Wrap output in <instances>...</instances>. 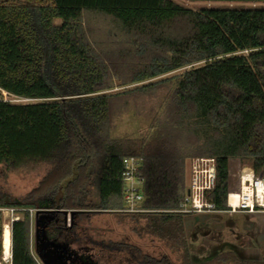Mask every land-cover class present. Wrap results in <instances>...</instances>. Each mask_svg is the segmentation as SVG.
Instances as JSON below:
<instances>
[{"label": "trees", "instance_id": "1", "mask_svg": "<svg viewBox=\"0 0 264 264\" xmlns=\"http://www.w3.org/2000/svg\"><path fill=\"white\" fill-rule=\"evenodd\" d=\"M88 15L116 26L112 43L92 37ZM116 76L122 90H115ZM0 90L2 98L28 99L0 100V164L6 172L47 167L22 199L0 195V204L77 210L69 226L63 212H41L51 218L46 233L56 243L92 245L79 220L123 207V159L137 155L144 158L143 206L150 210L138 213L145 219L142 229L177 250L181 264H198L190 257L184 216L173 212L187 192V159H216L210 198L218 210L227 209L231 159L264 175L261 8L194 10L173 0H0ZM157 97L146 135L113 136L115 117L130 100ZM30 233L25 211L12 227L14 264H35ZM1 234L0 228V245ZM86 247L84 260L93 251ZM114 248L100 249L111 254ZM254 262L226 252L202 264Z\"/></svg>", "mask_w": 264, "mask_h": 264}, {"label": "rangeland", "instance_id": "2", "mask_svg": "<svg viewBox=\"0 0 264 264\" xmlns=\"http://www.w3.org/2000/svg\"><path fill=\"white\" fill-rule=\"evenodd\" d=\"M174 2L191 8L194 10H199L202 8L208 7H235L239 9H249V8H261L264 9V1H204V0H173ZM61 19H55V23H61ZM86 22L91 28L92 37L98 42H103V44L109 45L112 43L113 36L111 35L116 31V26L106 18L97 17L88 15ZM111 32V34H110ZM183 70L172 72L166 76H172L179 74ZM163 76V77H166ZM122 83V78L116 76L115 78V88L116 91L122 90L123 87H120ZM166 91L160 92V97L165 98ZM159 97L157 98H144L139 99L134 102L130 100L129 107L127 109L123 108L120 112L117 113L115 117V131L113 136L118 139L122 138H133L140 134L146 135L148 133L147 129L150 123V109L155 106ZM136 110L140 114H136ZM144 132V133H143ZM196 157V155L191 156L186 161V173H187V186L190 181V160L191 158ZM238 158L233 159L231 162V169L234 171L238 168ZM242 163V162H241ZM47 167L44 165L37 166L35 168H26L21 170H16L13 172H6L2 164H0V195L9 196L12 199H22L28 192L38 186L41 179L46 173ZM231 184L233 192L237 189V177L235 174L231 175ZM234 198V195H232ZM253 219L260 220L264 222V214L257 213L251 215ZM138 218V220L136 219ZM67 225H71L74 222V215L71 216L70 212L66 217ZM145 219H142V216L139 214H129L121 212L119 209H115L111 212H95L92 213L88 219L79 220L80 226L83 228L80 232L87 234L91 237L92 245H88L84 242L74 243V247L87 248L86 246L92 247L93 251H96L101 254L102 260L105 261V264H115L114 254L117 250H121L122 244L128 249L138 248L143 250V254L150 253L155 254L159 250L168 254L176 264H181L182 258L181 254L171 247L164 239L158 235L145 232L142 227L144 226ZM197 232V231H195ZM195 234H193L194 236ZM201 236V234L199 233ZM200 236H197L198 240L192 238L191 240L187 239V242L190 246V256L195 263L202 264V262H207L212 259L215 252L224 250L229 246H218L215 232H209V234L203 238L199 239ZM196 237V236H195ZM114 244L115 248L110 253H104L101 250V246ZM205 246V251L203 254L199 252L200 245ZM121 245V246H120ZM243 250L238 248L240 255H236L239 259H244L247 261L256 260V253L253 249L254 246L248 242L243 246ZM81 253L88 254L84 249L80 250ZM91 252V251H90ZM127 252L123 251L122 254ZM257 262V261H256ZM254 262V263H256ZM117 263V262H116ZM119 264V263H117ZM256 264H264V261L257 262Z\"/></svg>", "mask_w": 264, "mask_h": 264}, {"label": "built area", "instance_id": "3", "mask_svg": "<svg viewBox=\"0 0 264 264\" xmlns=\"http://www.w3.org/2000/svg\"><path fill=\"white\" fill-rule=\"evenodd\" d=\"M1 92V90H0ZM0 100L21 102L28 99H20L7 95ZM235 159V158H233ZM229 165V193L228 205L226 210L216 209L215 203L210 198L211 192L216 187L217 163L214 157L196 156L190 160V181L186 195L178 209L173 212L189 215H209L215 213H249L264 214V175L256 174L255 170L238 161V168L234 171ZM144 158L142 156L130 155L123 159L122 171V197L123 207L121 212L129 214H138L150 210L144 208L143 202L146 199L145 194V175L143 172ZM237 177V189L231 190V175ZM234 195V198H232ZM50 209L44 208H22L15 206H5L0 204V228L1 245H0V264H14L13 244H12V227L14 222L23 219V213L29 212L31 218L30 248L35 264H45L37 254L35 249V218L38 212L46 213ZM6 228L8 229V239H6Z\"/></svg>", "mask_w": 264, "mask_h": 264}, {"label": "flooded vegetation", "instance_id": "4", "mask_svg": "<svg viewBox=\"0 0 264 264\" xmlns=\"http://www.w3.org/2000/svg\"><path fill=\"white\" fill-rule=\"evenodd\" d=\"M202 216L204 215H189V216H184V220H187L188 222V228H185L186 230V237L188 240H191L192 238H195L198 240L197 236L199 239L205 238L209 232L208 231H213V230H218L220 228L222 229H227L228 232L226 234V237L230 239H235V237L238 236V234H245L247 236L248 240H250V245L252 244L255 246L260 254H262V257L264 258V228L262 226H258L254 221L251 220H246V219H240L239 217H230V218H225L224 221L221 223L215 222L219 218L223 219V216H215L214 214H209L210 218L206 219L205 221L202 220ZM217 217V218H216ZM237 230V232H236ZM197 231V232H195ZM193 234H195L193 236ZM196 236V237H195ZM248 240L245 239H238L243 245L246 244ZM67 247V252L64 253L65 258L67 259V262L69 264H105V261H103L101 258V254L96 251H91V256L88 257V260H84L83 256L86 254L81 253L80 250L85 248L82 247H74L71 245H65ZM189 252L190 251V246L188 244ZM87 250V248H86ZM205 246L202 244L199 246V253L203 254V252H208L205 251ZM90 251V250H88ZM132 251H135V255L132 253H126L125 255L122 254L123 250H117L114 254V259H115V264H176L175 261L171 259V257L166 254L165 252L159 250L158 252H155V254H150V253H145L143 254V250L138 249V248H132ZM226 252H233L229 247L224 248V250H220L218 252H215L213 255L212 259L220 255L221 253H226ZM191 257V256H190ZM90 259V260H89ZM192 259V258H191ZM210 259L209 261H211ZM207 261V262H209ZM264 261V259H263ZM117 262V263H116ZM261 262V261H257ZM206 263V262H202ZM114 264V263H113ZM230 264V263H227Z\"/></svg>", "mask_w": 264, "mask_h": 264}, {"label": "water", "instance_id": "5", "mask_svg": "<svg viewBox=\"0 0 264 264\" xmlns=\"http://www.w3.org/2000/svg\"><path fill=\"white\" fill-rule=\"evenodd\" d=\"M189 193V190H187ZM54 212H63L66 217L70 212V215L73 216L77 213V210H59L53 209L46 211V213H54ZM210 218L209 215L202 216V220ZM51 218L48 215H44L41 212L36 214L35 218V249L40 258L44 261L45 264H69L67 259L64 256V253L67 252V247L62 245L61 243H56L51 241L47 236L46 227ZM185 228H188L187 220H184Z\"/></svg>", "mask_w": 264, "mask_h": 264}, {"label": "crops", "instance_id": "6", "mask_svg": "<svg viewBox=\"0 0 264 264\" xmlns=\"http://www.w3.org/2000/svg\"><path fill=\"white\" fill-rule=\"evenodd\" d=\"M231 190H233V188H231ZM215 216H223V219H218L217 221V224L218 223H221L222 221H224L225 218H230V217H239L240 219H246V220H251V221H254L258 226H262L264 228V222L260 221V220H255L253 219V217L251 215L253 214H249V213H244V212H239V213H234V214H229V213H215L214 214ZM185 216V215H183ZM186 217V216H185ZM217 218V217H216ZM185 226V225H184ZM208 232H215L216 234V239H217V245L218 246H224V245H227L229 246V248L234 251V253L238 256L240 255L239 252H238V248H241L243 250V245L240 241H238V239L242 238V239H245V240H248L247 236H245V234H238L237 237H235V239H230L228 237H226V234L228 232L227 229H218V230H213V231H208ZM237 232V230H236ZM250 242V240H248L246 243ZM255 249H253L255 251V255H256V260H253V261H263V257H262V254H260V252L258 251V249L254 246ZM244 251V250H243ZM239 257V256H238ZM240 260H244V259H240Z\"/></svg>", "mask_w": 264, "mask_h": 264}, {"label": "bare ground", "instance_id": "7", "mask_svg": "<svg viewBox=\"0 0 264 264\" xmlns=\"http://www.w3.org/2000/svg\"><path fill=\"white\" fill-rule=\"evenodd\" d=\"M6 239H8V229L6 228Z\"/></svg>", "mask_w": 264, "mask_h": 264}]
</instances>
